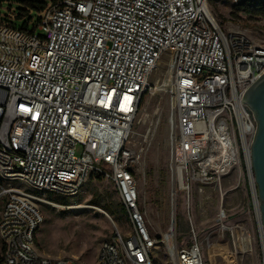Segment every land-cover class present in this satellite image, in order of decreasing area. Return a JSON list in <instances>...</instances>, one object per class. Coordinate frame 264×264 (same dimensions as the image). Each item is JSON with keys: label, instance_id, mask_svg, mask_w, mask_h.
I'll return each instance as SVG.
<instances>
[{"label": "built area", "instance_id": "built-area-1", "mask_svg": "<svg viewBox=\"0 0 264 264\" xmlns=\"http://www.w3.org/2000/svg\"><path fill=\"white\" fill-rule=\"evenodd\" d=\"M212 1L49 0L25 25L16 1L0 4V264H81L37 249L39 204L67 205L36 192L72 197L93 176L114 184L130 223L126 233L114 228L93 264H158L160 248L168 264H206L190 210V242H180L173 216L151 236L139 208L144 148L134 124L166 62L172 212L179 193L204 194L243 162L251 180L256 121L242 98L264 74V42L223 32ZM241 230L238 246L233 227L216 229L212 244L228 264L251 252ZM226 232L231 248L221 241Z\"/></svg>", "mask_w": 264, "mask_h": 264}, {"label": "rangeland", "instance_id": "rangeland-1", "mask_svg": "<svg viewBox=\"0 0 264 264\" xmlns=\"http://www.w3.org/2000/svg\"><path fill=\"white\" fill-rule=\"evenodd\" d=\"M15 1V0H13ZM243 0H214L210 3L211 12L223 30L242 32L256 42H264V21L251 18L244 12H236V6ZM16 6V5H15ZM14 6V8H15ZM5 9V7H3ZM41 33V31H38ZM163 62L152 76L155 83L153 92L145 97L134 124V139L144 148L143 157L137 167L136 180L139 190V208L142 211L152 237H159L169 227L172 216V183L169 170L170 161V95ZM157 81L159 84L157 85ZM168 83V82H167ZM78 148L77 153L80 154ZM152 170V176L148 172ZM9 183H3L7 185ZM20 185L19 182L12 183ZM38 196L48 201L66 200L65 207H55L40 203L44 221L36 235V247L45 255L60 258H75L81 264H93L101 244L112 238L117 226L124 233L130 230V223L114 184L102 177H91L72 197L54 196L38 191ZM6 197L0 198V216ZM203 240L206 264H228L222 247L217 244V228L224 225L233 227L237 245L243 244L241 228L248 232L247 247L251 252L243 254L238 264H263L264 253L261 227L254 200V192L247 167L236 165L221 183L207 187L204 194L196 191L188 199L179 193L175 199L174 217L180 242H190V221ZM226 219L220 221L221 216ZM209 236L211 246L206 245ZM231 235L226 232L221 241L232 246ZM2 241L0 239V249ZM154 259L158 264H168L163 248L154 249Z\"/></svg>", "mask_w": 264, "mask_h": 264}, {"label": "water", "instance_id": "water-1", "mask_svg": "<svg viewBox=\"0 0 264 264\" xmlns=\"http://www.w3.org/2000/svg\"><path fill=\"white\" fill-rule=\"evenodd\" d=\"M242 101L256 121V132L250 145V168L256 189L259 223L264 242V74L246 90Z\"/></svg>", "mask_w": 264, "mask_h": 264}, {"label": "trees", "instance_id": "trees-1", "mask_svg": "<svg viewBox=\"0 0 264 264\" xmlns=\"http://www.w3.org/2000/svg\"><path fill=\"white\" fill-rule=\"evenodd\" d=\"M4 0H0V4ZM18 5L16 6L19 11V17L25 18V23L30 19L37 17V14L41 12L49 0H15ZM236 12H244L251 18L260 19L264 21V2L261 0H243L240 4L236 6ZM152 176V170L148 172ZM59 203L68 205L69 203L64 199L59 201ZM124 211V208L122 207ZM125 212V211H124Z\"/></svg>", "mask_w": 264, "mask_h": 264}, {"label": "bare ground", "instance_id": "bare-ground-1", "mask_svg": "<svg viewBox=\"0 0 264 264\" xmlns=\"http://www.w3.org/2000/svg\"><path fill=\"white\" fill-rule=\"evenodd\" d=\"M167 82L169 83V79L167 80ZM166 81H164V84H168ZM159 84V81H157V85ZM251 182H252V187H253V192H254V200H255V205H256V209H257V214H258V220L260 222V219H259V209H258V200L256 198V189H255V186H254V180H253V177L251 176ZM261 233H262V229H261Z\"/></svg>", "mask_w": 264, "mask_h": 264}]
</instances>
